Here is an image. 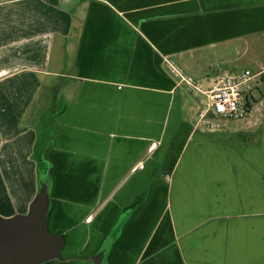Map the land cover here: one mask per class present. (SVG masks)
Listing matches in <instances>:
<instances>
[{"label":"crops","instance_id":"crops-1","mask_svg":"<svg viewBox=\"0 0 264 264\" xmlns=\"http://www.w3.org/2000/svg\"><path fill=\"white\" fill-rule=\"evenodd\" d=\"M167 60L264 76V0H0V216L28 214L43 138L61 264H264V83L211 130Z\"/></svg>","mask_w":264,"mask_h":264},{"label":"water","instance_id":"water-1","mask_svg":"<svg viewBox=\"0 0 264 264\" xmlns=\"http://www.w3.org/2000/svg\"><path fill=\"white\" fill-rule=\"evenodd\" d=\"M48 206V181L43 171L28 214L8 219L0 216L1 264H42L60 259L61 239L46 230Z\"/></svg>","mask_w":264,"mask_h":264},{"label":"built area","instance_id":"built-area-1","mask_svg":"<svg viewBox=\"0 0 264 264\" xmlns=\"http://www.w3.org/2000/svg\"><path fill=\"white\" fill-rule=\"evenodd\" d=\"M167 64L179 83L202 97L198 124L213 130L219 124L212 120L211 116L241 120L250 115L253 104L251 92L259 78V75L252 73L250 69L222 72L212 81L206 80L208 82L205 84L185 74L176 63L167 60Z\"/></svg>","mask_w":264,"mask_h":264},{"label":"rangeland","instance_id":"rangeland-1","mask_svg":"<svg viewBox=\"0 0 264 264\" xmlns=\"http://www.w3.org/2000/svg\"><path fill=\"white\" fill-rule=\"evenodd\" d=\"M235 64L236 65L234 68H231V69L225 68L224 70H219V72H213L210 74V77H212L214 79L217 75H219L222 72H226V71H230V70L240 71V70H244L245 68H247V66L244 65V62H243V64L241 62L235 63ZM248 69H250L252 73H256V71L253 70L252 66H250V68H248ZM53 84L51 82H48L47 86L49 85V86L53 87ZM56 84H59V82ZM51 92L53 93V88H51V89H48V87L43 88L42 91L40 92V94L38 95V97L32 103L30 110L28 111L27 120L29 122H32V124H35L38 127L46 125V120H47L46 118L48 117V113L51 112V105L53 104V100H51ZM256 95L258 96L259 94H256ZM252 102H253V100H252ZM254 105H255V103H254ZM254 105H253V113H255V110H256V106H254ZM252 116H253V114H252ZM210 118L219 124V126L216 127L217 129L220 126L232 127L236 124H239V123L243 124L244 122H246L245 119L231 120V119H227V118H220L217 116H214L213 118L211 116ZM39 133L41 134V131H39ZM43 142H44V139L42 138L40 143L38 142V145L35 146L34 153H33L34 159H36V161L39 162L40 167L38 169V172L39 171L43 172L46 168V165L43 164L41 156L38 152L39 147H40V145L42 146ZM56 260H59V259H56ZM72 264H80V262L77 260H75V261L73 260Z\"/></svg>","mask_w":264,"mask_h":264},{"label":"trees","instance_id":"trees-1","mask_svg":"<svg viewBox=\"0 0 264 264\" xmlns=\"http://www.w3.org/2000/svg\"><path fill=\"white\" fill-rule=\"evenodd\" d=\"M264 83V76H259L258 80H257V83L253 89V91L251 92V98L253 101H255V95L256 94H260V85Z\"/></svg>","mask_w":264,"mask_h":264},{"label":"flooded vegetation","instance_id":"flooded-vegetation-1","mask_svg":"<svg viewBox=\"0 0 264 264\" xmlns=\"http://www.w3.org/2000/svg\"><path fill=\"white\" fill-rule=\"evenodd\" d=\"M42 264H60V262L55 259V260H52V261H47V262L42 263Z\"/></svg>","mask_w":264,"mask_h":264}]
</instances>
